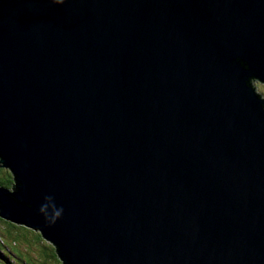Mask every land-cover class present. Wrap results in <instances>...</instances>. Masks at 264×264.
Returning <instances> with one entry per match:
<instances>
[{"label":"water","instance_id":"water-1","mask_svg":"<svg viewBox=\"0 0 264 264\" xmlns=\"http://www.w3.org/2000/svg\"><path fill=\"white\" fill-rule=\"evenodd\" d=\"M253 81L264 0H0V218L63 264H264Z\"/></svg>","mask_w":264,"mask_h":264},{"label":"trees","instance_id":"trees-1","mask_svg":"<svg viewBox=\"0 0 264 264\" xmlns=\"http://www.w3.org/2000/svg\"><path fill=\"white\" fill-rule=\"evenodd\" d=\"M254 82L255 81H253V83ZM12 181H13V183H15L14 173L10 169L2 168V164L0 163V186H2V187L11 186ZM0 236L2 237L1 239H2V244L4 245V248L7 249V250L4 249L3 251L8 252V253L10 251L11 254H13L15 256V257H13L11 255V257L17 261L18 260L25 261L23 259V256H22V254H23L22 251L21 250L18 251L17 248L19 247L20 249H22L23 245L21 244V241L28 240L29 237L35 239V243H32V247L37 245L39 247L41 246L43 249H45L47 251L50 250V249H48L50 244H48L45 241V239L43 238L42 234L39 231L27 228L25 226H19L17 224L6 223L3 221L2 218H0ZM43 240L47 244H44ZM38 242H39V244H38ZM28 249H30V248L28 247ZM57 257H58V255H57ZM12 258H10V259H12ZM59 260H60V258H59ZM29 262H30V264L33 263L31 258H30ZM26 263H28V262H26ZM58 263L63 264L61 262V260L58 261ZM1 264H11V262H10V260H8V258H6L4 256V261H1Z\"/></svg>","mask_w":264,"mask_h":264},{"label":"rangeland","instance_id":"rangeland-1","mask_svg":"<svg viewBox=\"0 0 264 264\" xmlns=\"http://www.w3.org/2000/svg\"><path fill=\"white\" fill-rule=\"evenodd\" d=\"M253 84L255 85V88L257 89V91L259 93H261L262 96L264 97V84L261 82H258V81H255ZM4 169H6V168H4ZM11 190L14 191L13 188ZM3 221L6 223H12L13 224V222L5 220V219H3ZM19 226H22V225H19ZM1 238L2 237L0 236V251H1L0 257H2V256L4 257L3 250L5 248H4V245L2 244ZM45 241L48 244H50V246L48 247V249H50L49 251H47V250L43 249L41 246L39 247L37 245L32 247V243H35V239H33V238L29 237L28 240L21 241V244L23 245V247H22V249H20L19 247L17 249H18V251H20V250L22 251V253H23L22 256H23V259L25 261L18 260L17 262L19 264H28V263L30 264L29 261L31 258V260L33 261L32 264H59L58 261H60V260L57 257L55 246L51 242L47 241L46 239H45ZM45 241L43 243L47 244ZM38 244H39V242H38ZM28 247L30 249H28ZM5 250H7V249H5ZM10 258H11V256H10ZM8 260H10L11 264H18L14 259H8ZM1 261H3V260L0 259V264H1ZM26 262H28V263H26Z\"/></svg>","mask_w":264,"mask_h":264},{"label":"clouds","instance_id":"clouds-1","mask_svg":"<svg viewBox=\"0 0 264 264\" xmlns=\"http://www.w3.org/2000/svg\"><path fill=\"white\" fill-rule=\"evenodd\" d=\"M58 2H60V0H58ZM259 94H261V93H259ZM15 184V183H14ZM9 189V188H8ZM13 189H14V186H13ZM11 190V189H10ZM40 211H41V213H43V214H47V206L46 205H42L41 206V208H40ZM60 215V212L59 211H57V213H56V216H59ZM3 254H4V256L6 257V258H8V259H10V256L12 255L13 257H15L13 254H11V252H5V251H3ZM10 255V256H9ZM12 258V257H11ZM12 259H14V258H12ZM15 260V259H14ZM16 262H17V260H15ZM18 263V262H17Z\"/></svg>","mask_w":264,"mask_h":264},{"label":"flooded vegetation","instance_id":"flooded-vegetation-1","mask_svg":"<svg viewBox=\"0 0 264 264\" xmlns=\"http://www.w3.org/2000/svg\"><path fill=\"white\" fill-rule=\"evenodd\" d=\"M13 186H14V183H13V181H12V184H11V186H8V187H6V188L12 189V188H13Z\"/></svg>","mask_w":264,"mask_h":264}]
</instances>
